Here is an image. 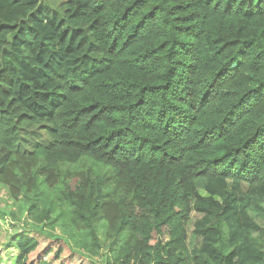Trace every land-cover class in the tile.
I'll list each match as a JSON object with an SVG mask.
<instances>
[{
  "label": "trees",
  "instance_id": "obj_1",
  "mask_svg": "<svg viewBox=\"0 0 264 264\" xmlns=\"http://www.w3.org/2000/svg\"><path fill=\"white\" fill-rule=\"evenodd\" d=\"M0 183L52 260L264 264V0H0Z\"/></svg>",
  "mask_w": 264,
  "mask_h": 264
},
{
  "label": "rangeland",
  "instance_id": "obj_2",
  "mask_svg": "<svg viewBox=\"0 0 264 264\" xmlns=\"http://www.w3.org/2000/svg\"><path fill=\"white\" fill-rule=\"evenodd\" d=\"M55 7L59 0H46ZM30 146V142L26 147ZM34 192H22L18 199H12L6 187L0 183V264H16L19 250L17 241L23 236H32L37 239V246L26 256V259L21 260L25 264H36L40 259H49L51 264H104L105 251L102 250L99 255L89 259L83 253H72L70 246L60 245L58 256L52 260V253L56 251L60 240L64 239L68 244V237L62 231L61 223H55L52 228L43 226V224L35 225L30 217V212L36 199ZM195 213H192L188 223L189 244L193 242L191 234V223L195 218ZM70 247V248H69ZM49 249L52 252L44 258Z\"/></svg>",
  "mask_w": 264,
  "mask_h": 264
}]
</instances>
